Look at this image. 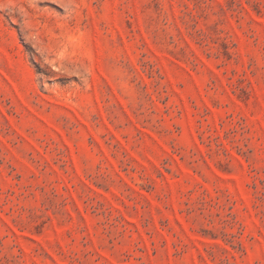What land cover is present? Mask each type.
<instances>
[{
  "label": "rangeland",
  "instance_id": "374dc122",
  "mask_svg": "<svg viewBox=\"0 0 264 264\" xmlns=\"http://www.w3.org/2000/svg\"><path fill=\"white\" fill-rule=\"evenodd\" d=\"M0 264H264V0H0Z\"/></svg>",
  "mask_w": 264,
  "mask_h": 264
}]
</instances>
